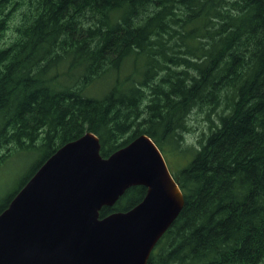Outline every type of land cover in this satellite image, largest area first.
Listing matches in <instances>:
<instances>
[{
	"label": "trees",
	"instance_id": "obj_1",
	"mask_svg": "<svg viewBox=\"0 0 264 264\" xmlns=\"http://www.w3.org/2000/svg\"><path fill=\"white\" fill-rule=\"evenodd\" d=\"M194 109L215 117L146 264H264V0H0V162L45 150L19 188L86 131L102 156L140 133L177 152Z\"/></svg>",
	"mask_w": 264,
	"mask_h": 264
},
{
	"label": "water",
	"instance_id": "obj_2",
	"mask_svg": "<svg viewBox=\"0 0 264 264\" xmlns=\"http://www.w3.org/2000/svg\"><path fill=\"white\" fill-rule=\"evenodd\" d=\"M86 131L59 146L0 212V264H146L184 198L155 142L140 133L107 156ZM143 198L100 216L129 187Z\"/></svg>",
	"mask_w": 264,
	"mask_h": 264
},
{
	"label": "rangeland",
	"instance_id": "obj_3",
	"mask_svg": "<svg viewBox=\"0 0 264 264\" xmlns=\"http://www.w3.org/2000/svg\"><path fill=\"white\" fill-rule=\"evenodd\" d=\"M214 117L215 115L212 111L208 115L203 109L191 111L187 119L189 127L180 142L179 150L166 155L165 159L171 171H176L190 158L191 149L199 145L203 134L206 135L209 132L211 118ZM44 157L45 150L42 147L24 150L16 149L8 154L5 161L0 162V209L7 204L23 180L32 173L36 165Z\"/></svg>",
	"mask_w": 264,
	"mask_h": 264
},
{
	"label": "bare ground",
	"instance_id": "obj_4",
	"mask_svg": "<svg viewBox=\"0 0 264 264\" xmlns=\"http://www.w3.org/2000/svg\"><path fill=\"white\" fill-rule=\"evenodd\" d=\"M229 94H230V93H229ZM213 130H214V128H213ZM47 158H48V157H47ZM47 158H46V159H47Z\"/></svg>",
	"mask_w": 264,
	"mask_h": 264
}]
</instances>
